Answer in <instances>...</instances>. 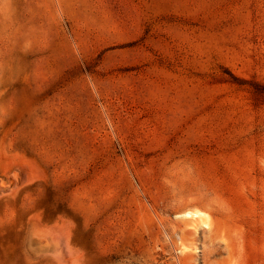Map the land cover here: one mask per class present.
<instances>
[{
    "label": "rangeland",
    "instance_id": "obj_1",
    "mask_svg": "<svg viewBox=\"0 0 264 264\" xmlns=\"http://www.w3.org/2000/svg\"><path fill=\"white\" fill-rule=\"evenodd\" d=\"M0 264H264V0H0Z\"/></svg>",
    "mask_w": 264,
    "mask_h": 264
},
{
    "label": "bare ground",
    "instance_id": "obj_2",
    "mask_svg": "<svg viewBox=\"0 0 264 264\" xmlns=\"http://www.w3.org/2000/svg\"><path fill=\"white\" fill-rule=\"evenodd\" d=\"M195 216L197 217V215H194V217ZM186 217L189 218L190 216L188 214H186ZM201 226L204 227V228H207L208 227V223L206 221H203V222H201Z\"/></svg>",
    "mask_w": 264,
    "mask_h": 264
}]
</instances>
